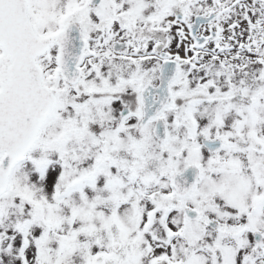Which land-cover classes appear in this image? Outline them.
Returning <instances> with one entry per match:
<instances>
[{"label": "snow or ice", "instance_id": "snow-or-ice-1", "mask_svg": "<svg viewBox=\"0 0 264 264\" xmlns=\"http://www.w3.org/2000/svg\"><path fill=\"white\" fill-rule=\"evenodd\" d=\"M0 264H264V0H0Z\"/></svg>", "mask_w": 264, "mask_h": 264}]
</instances>
